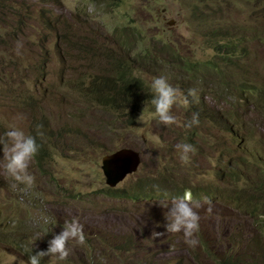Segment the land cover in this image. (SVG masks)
Returning a JSON list of instances; mask_svg holds the SVG:
<instances>
[{
	"label": "rangeland",
	"instance_id": "374dc122",
	"mask_svg": "<svg viewBox=\"0 0 264 264\" xmlns=\"http://www.w3.org/2000/svg\"><path fill=\"white\" fill-rule=\"evenodd\" d=\"M6 2L15 23L0 22V137L11 125L31 135L44 120L49 143L42 161L30 165L35 176L30 188L12 187L0 145V264H19L46 251L73 219L83 226L86 242L60 264H168L172 254L157 253L173 251V243L185 238L167 232L163 185L167 196L183 186L235 191L238 185L245 197L252 192L242 175L264 184L263 0ZM228 47L234 57L224 60ZM208 63L219 70L200 68ZM125 66L131 83L140 85L138 109L113 110L111 86H104L111 81L118 88ZM158 76L188 98L187 105L173 109L179 125L165 126L152 115L150 83ZM189 89L196 90L195 97L188 96ZM101 93L107 102L99 101ZM182 143L195 149L187 164L176 149ZM125 148L139 151L143 165L114 183L102 160ZM139 194L152 199L131 200ZM228 194L223 191L224 198ZM260 199L264 204V195ZM233 207L221 203L211 214L204 205L197 210L200 228L211 230L218 242L208 239L206 247L226 260L241 228L249 243L247 250L242 240L236 243L239 255L264 253V237L250 236L240 223L250 230L249 212L239 215ZM223 214L239 221L221 225L217 216ZM141 240L154 248L144 249ZM187 251L197 264L200 249ZM178 260L191 262L187 255Z\"/></svg>",
	"mask_w": 264,
	"mask_h": 264
},
{
	"label": "clouds",
	"instance_id": "9594fccd",
	"mask_svg": "<svg viewBox=\"0 0 264 264\" xmlns=\"http://www.w3.org/2000/svg\"><path fill=\"white\" fill-rule=\"evenodd\" d=\"M223 37L225 39H229V37L226 35H224ZM125 87L127 88V86ZM128 87H131V81L130 86ZM150 88L153 93L150 100L151 105L154 107V112L152 113L153 117L156 118L160 124H163L165 126L179 125L180 121L174 114L173 109L180 104L187 105L189 102L188 98L184 96L180 89L173 87L168 82V79L165 76L152 77ZM257 90L258 89H255L254 91L248 90L247 92L250 94L256 92ZM188 96L195 97L196 90L189 89ZM143 118L144 112L139 118L140 121H142ZM193 122H199L198 116H194ZM0 145H3L4 158L2 161L4 162V171L7 173L8 177H10L15 182L12 187L15 188L17 187V185H25L29 188L32 187L35 183V176L29 172V168L40 150V145L37 143L36 138L30 134L25 133V131L16 127L15 125H11L9 126V130L5 132L4 137H0ZM176 149L179 154V159L184 164H187L190 161V154H194L195 152L193 146L187 143L177 144ZM116 152L108 154L106 156L113 155ZM106 156H104L103 159ZM142 165L143 158L141 164L136 170H132V172H128L129 169L125 170L123 172V174H125L121 177V180L119 182H122L128 176L137 173L139 169H141ZM168 172L169 171L166 170L164 175ZM232 178L237 179L238 177L236 175H232ZM241 179L242 181L246 182L247 185L251 188V191L249 192H252V194L250 196L244 197V194L241 193L238 189V185L235 188V191L228 190L227 186L221 188L218 187V189L213 191L203 187H200L197 191L195 188H192L190 186H183V189L181 191L173 189V191H171L170 193L171 195L167 196L165 185H163V198L160 199L163 200V202L160 204V206L168 210L166 212V219L168 220V224L166 225L167 232L176 234L182 233L185 240L175 241L173 243V251L165 252L163 250H159L160 253L157 254H172L168 264H194L191 255L187 251V248L189 246H192L200 249L197 256V264H219L228 260L235 264L237 259H240V262L238 264H264V253H259L257 256L253 255L255 252H246L245 255H239V253L235 249V245L239 240H242L245 243L246 250L248 248L249 242L246 240V237L244 235L245 233L241 228L238 231H235L239 232L240 235L236 236L237 239L232 245L231 250L226 253V260H221L217 255L214 256L211 252H208L206 250L208 248L206 247L205 242L207 244L206 240H212L213 238L216 239L214 234L211 232V230H204V228L201 229L199 225V222L202 221L200 220L202 217L199 216L197 210L202 208V205L208 207V214L212 213L213 206H219V204L221 203L225 204L229 208L230 206L234 205L232 210H230L234 213L241 215L243 212H249V218L252 222L250 230L246 228V224L244 221H240L246 232L250 236L261 235L262 237H264V204L260 199V196L264 195V184H262L259 180L258 183L257 181H255L251 184L247 180H245V177L243 175L241 176ZM156 182L157 184H160V179ZM161 182L163 183V181ZM174 186H172V188H174ZM223 191H227L229 193V197L224 198ZM145 195L149 194H139L136 196H132L131 200L135 201L137 199H140L147 201L152 199L151 197H148V199L145 198ZM217 218H220L218 222L222 221L221 225H227L228 221H232L233 219L239 221L238 218L232 217L229 214L219 215L217 216ZM225 218L227 220H225ZM215 222L217 223V221ZM208 226L211 228L212 222H209ZM154 234L156 236L163 235V233ZM196 238L202 240L204 244L199 245ZM255 238L256 237H250L249 239L253 240ZM85 242L86 236L83 226L79 223V221L75 219L66 221L63 226V230L49 241L46 251H39L38 253L36 252V254H31L29 255L27 261L19 260V264H41L42 258L45 257L49 258V264H60L58 263L59 261H65L68 259L74 246L84 245ZM141 244L142 247L146 250L154 248V244L148 240H141ZM116 247L121 253L124 254L126 252L124 245L119 244L116 245ZM181 255H187L192 263H183L180 260L177 261L178 256ZM87 256L91 257V253L87 252Z\"/></svg>",
	"mask_w": 264,
	"mask_h": 264
},
{
	"label": "trees",
	"instance_id": "16d2710c",
	"mask_svg": "<svg viewBox=\"0 0 264 264\" xmlns=\"http://www.w3.org/2000/svg\"><path fill=\"white\" fill-rule=\"evenodd\" d=\"M103 1L104 0H99L100 3H103ZM12 10H13V7L9 5L6 2V0H0V22H2L4 26L9 27L10 24L15 23L11 17ZM16 24L19 25L20 23H16ZM226 50L228 51V53L225 55L224 60L232 59L234 55L233 53H230V52H235L234 49L232 47H228L226 48ZM169 55H176V54L169 53ZM208 66L209 67L200 66V68L209 69V70L211 68L213 70H219L218 67H215L211 63H208ZM123 69L124 71L117 75L116 80L119 85L118 88L113 86L111 81H108L106 86L104 87L111 86V90L109 92L108 98L112 101L113 110L125 108L127 107V105H130L131 108L136 110L138 109L137 98L139 95V93L136 90L140 88V85H137L136 83L132 81L131 87H128L130 86V80L127 77L128 75H130V72L127 71L126 66ZM125 86H127V88ZM99 101L107 102L108 99L103 95V93H101L99 95ZM47 128H48L47 123L44 120L36 122L35 127L32 128L31 135L36 138L37 143L40 145L39 153L35 157V160L38 163L41 162L42 159L44 158L46 154L45 146L49 143V138H47L48 136L44 135V134H48ZM211 242L212 244H215V245L218 244V242L214 238L211 240ZM205 245H207L206 242H205ZM206 250L210 252L208 249ZM239 262H240V259H237L235 264L236 263L238 264ZM219 264H233V263L230 260H228L226 262L224 261Z\"/></svg>",
	"mask_w": 264,
	"mask_h": 264
},
{
	"label": "water",
	"instance_id": "95a60500",
	"mask_svg": "<svg viewBox=\"0 0 264 264\" xmlns=\"http://www.w3.org/2000/svg\"><path fill=\"white\" fill-rule=\"evenodd\" d=\"M142 158L139 152L131 149H122L113 155L106 156L103 159V171L109 181L119 182L124 176L123 172L136 170L141 164ZM127 173V172H126Z\"/></svg>",
	"mask_w": 264,
	"mask_h": 264
}]
</instances>
